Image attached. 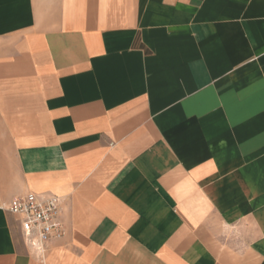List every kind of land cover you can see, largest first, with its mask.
Here are the masks:
<instances>
[{
  "label": "crops",
  "instance_id": "1",
  "mask_svg": "<svg viewBox=\"0 0 264 264\" xmlns=\"http://www.w3.org/2000/svg\"><path fill=\"white\" fill-rule=\"evenodd\" d=\"M0 264H264V0H0Z\"/></svg>",
  "mask_w": 264,
  "mask_h": 264
},
{
  "label": "built area",
  "instance_id": "2",
  "mask_svg": "<svg viewBox=\"0 0 264 264\" xmlns=\"http://www.w3.org/2000/svg\"><path fill=\"white\" fill-rule=\"evenodd\" d=\"M18 216L25 241L39 253L52 239L66 234L63 222V199L57 194L28 192L16 197L6 207Z\"/></svg>",
  "mask_w": 264,
  "mask_h": 264
},
{
  "label": "rangeland",
  "instance_id": "3",
  "mask_svg": "<svg viewBox=\"0 0 264 264\" xmlns=\"http://www.w3.org/2000/svg\"><path fill=\"white\" fill-rule=\"evenodd\" d=\"M228 234V233H227ZM225 236L226 238V241H232V240H236L237 238H239V235H236V234H231V235H227ZM236 235V236H235ZM234 238V239H233Z\"/></svg>",
  "mask_w": 264,
  "mask_h": 264
}]
</instances>
